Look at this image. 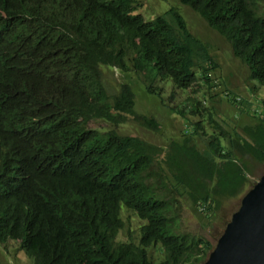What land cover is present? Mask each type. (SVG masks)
<instances>
[{"label":"trees","instance_id":"1","mask_svg":"<svg viewBox=\"0 0 264 264\" xmlns=\"http://www.w3.org/2000/svg\"><path fill=\"white\" fill-rule=\"evenodd\" d=\"M263 2L181 0L264 87ZM136 3L0 0V243H19L32 264H201L215 245L173 234L182 200L210 219L224 198L255 184L252 163L264 164V109L256 125L227 130L189 101L171 113L190 127L165 146L123 130L162 127L138 113L131 83L109 92L104 67L177 90L209 82L215 70L209 56L208 68L194 72L193 45H203L180 12L173 15L183 39L165 17L139 14ZM226 100L247 112L246 103ZM188 106L207 121L190 124ZM125 212L141 221L137 229H128ZM156 247L161 259L151 254Z\"/></svg>","mask_w":264,"mask_h":264},{"label":"rangeland","instance_id":"2","mask_svg":"<svg viewBox=\"0 0 264 264\" xmlns=\"http://www.w3.org/2000/svg\"><path fill=\"white\" fill-rule=\"evenodd\" d=\"M136 4L139 9L138 13L143 14L147 19L165 17L183 39L185 37L184 30L173 15L174 10L180 12L184 16L183 22L186 24V30L199 38L203 45H193L195 53L194 72L198 73L201 67L208 68L206 61L209 56L214 60L215 64L212 66L215 70L211 71L209 82L206 78H200V81L191 89L177 90L172 83L169 85L155 82L147 85L146 76L138 72L125 74L117 69L104 67L105 84L109 92L113 94L119 90L121 84L131 83L137 94L138 113L154 117L162 127L161 132H154L130 123L123 126V130L149 143L165 146V142H169L172 138L180 139L182 132L190 127L185 119L172 114V109L184 108L189 101L194 102V100L200 101L203 106L208 108L215 115L214 119L227 130H231L235 126L242 128L256 125L255 109L262 106L264 87L258 81L250 80V69L241 60L233 56L229 43L217 32L211 30L205 21L189 7L182 4L181 0H137ZM263 13L264 2L259 11L260 15ZM157 85L164 87L163 96L159 92L153 94L149 92V87H156ZM227 91L234 96L238 103H246L244 108L247 112L240 114L235 105L224 99V93ZM210 99L211 103H209ZM201 109L204 110L203 107ZM190 110L191 106L185 108L188 115L187 119L191 120L190 124L197 121H207L204 114L203 117L202 115L191 116ZM95 125V123L91 124V126ZM263 176L264 164L252 163L251 182H258ZM249 190L250 188L247 189V192ZM243 197L239 199L238 197L228 198L227 204L218 211H214V215H212L214 217L211 216L210 219H206L204 214L194 211L188 201L182 200L183 206L180 211L179 226L176 227L173 234L189 233L203 236L216 245L229 220L241 205ZM123 216H125L128 229L133 227L135 230L141 225V221L134 213L125 212ZM126 234L127 231L123 232L121 236ZM151 254L155 259L162 257L159 247L153 248ZM0 264H32V262L21 250L19 243L9 241L5 244L0 243Z\"/></svg>","mask_w":264,"mask_h":264},{"label":"water","instance_id":"3","mask_svg":"<svg viewBox=\"0 0 264 264\" xmlns=\"http://www.w3.org/2000/svg\"><path fill=\"white\" fill-rule=\"evenodd\" d=\"M203 264H264V176L243 198Z\"/></svg>","mask_w":264,"mask_h":264},{"label":"clouds","instance_id":"4","mask_svg":"<svg viewBox=\"0 0 264 264\" xmlns=\"http://www.w3.org/2000/svg\"><path fill=\"white\" fill-rule=\"evenodd\" d=\"M232 54H233V53H232ZM233 56H234V55H233ZM227 95H229V92H228V91H227L226 93H224V99H225V100H226V99H232V98H234V96H232L231 94H230V96H227ZM236 101H237V100H236ZM237 103H238V101H237ZM263 109H264V106H263V105H262V106H259L258 108H256V109H255V116H256V115H257L258 117L261 116V115H262V112H263ZM250 175H251V173H249V176H250ZM262 178H263V177H262ZM262 178H261V179H262ZM261 179H260V180H261ZM260 180H259V181H260ZM259 181H258V182H259ZM258 182H253V183L257 184ZM255 184H253V186H255ZM253 186L249 187L250 190L254 188ZM247 189H248V188H247ZM247 189L245 190V193H244L242 196L238 197V199H239V198H242L243 196H244V197L246 196V194L250 191V190H249V191L247 192ZM244 197H243V198H244ZM242 200H243V199H242ZM227 202H228V198H224V206L227 204ZM241 202H242V201H241ZM240 207H241V205L239 206V208H240ZM239 208H238V210H239ZM238 210H237V211H238ZM180 211H181V209H180ZM180 211H179V212H180ZM212 217H214V216H212ZM231 219H232V217H231ZM231 219H230V221H231ZM179 220H180V219H179ZM230 221H229V222H230ZM229 222H228V224H229ZM228 224H227V225H228ZM227 225H226V226H227ZM177 226H179V221H178V225H177ZM225 229H226V228H225ZM225 229H224V231H225ZM224 231H223V233H224ZM223 233H222V235H223ZM180 234H181V235H179V236H185L184 234H189V233H180ZM190 235L194 237L193 234H190ZM222 235H221V237H222ZM195 236H196V235H195ZM221 237H220V238H221ZM220 238H219V239H220ZM218 241H219V240H218ZM217 244H218V242H217L216 245H215V249H214V251L216 250V246H217ZM214 251H212V252H214ZM212 252H211V253H212ZM211 253H210V254H211ZM210 254H209V256H210ZM209 256H208V258H207L203 263H205V262L209 259ZM203 263H201V264H203Z\"/></svg>","mask_w":264,"mask_h":264}]
</instances>
